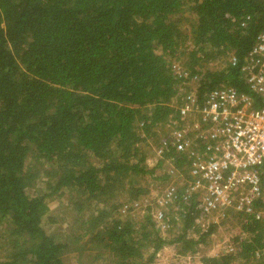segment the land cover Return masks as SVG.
<instances>
[{
    "label": "trees",
    "instance_id": "obj_1",
    "mask_svg": "<svg viewBox=\"0 0 264 264\" xmlns=\"http://www.w3.org/2000/svg\"><path fill=\"white\" fill-rule=\"evenodd\" d=\"M263 24L262 0H0V264H68L73 253L86 255L82 264H154L175 243L195 253L213 225L197 224L187 181H174L162 220L151 208L141 218L121 209L145 197L142 182L156 169L146 161L160 141L158 166L191 179L189 154L171 143L170 128L181 123L195 74L199 102L231 86L264 107L243 73ZM65 192L80 218L59 238L43 222L49 199ZM230 215L244 235L237 252L202 263L264 264V222ZM175 226L170 240L161 236Z\"/></svg>",
    "mask_w": 264,
    "mask_h": 264
},
{
    "label": "built area",
    "instance_id": "obj_2",
    "mask_svg": "<svg viewBox=\"0 0 264 264\" xmlns=\"http://www.w3.org/2000/svg\"><path fill=\"white\" fill-rule=\"evenodd\" d=\"M231 63L237 64L235 57ZM243 73L250 90L264 101V24ZM199 80L195 74L179 107L181 123H173L179 130L171 131V143L190 158L191 179L180 183L187 181L188 192L197 195L201 215H216L220 221L230 213L252 215L264 222V107H256L255 97L231 86L214 88L199 102ZM165 146L167 142L160 141L155 153L159 159ZM171 167L174 174L176 168ZM155 217L162 220L163 212Z\"/></svg>",
    "mask_w": 264,
    "mask_h": 264
},
{
    "label": "rangeland",
    "instance_id": "obj_3",
    "mask_svg": "<svg viewBox=\"0 0 264 264\" xmlns=\"http://www.w3.org/2000/svg\"><path fill=\"white\" fill-rule=\"evenodd\" d=\"M189 24L190 22H185L184 28L186 30L190 27ZM176 65H179V63H176ZM179 126L174 124L172 128H170V131H172V133L174 131L177 132L179 130ZM164 134L165 133L160 132V138L163 139L164 136H166V134ZM150 140L152 142L156 139ZM150 154L151 155H149L146 161L148 165L147 169L154 167H156V169H154L153 174L146 175L144 181L142 182L143 186L147 187V190H145V197L141 199V203H136V205L138 204L137 206L134 205L136 208L134 210L128 211L122 208V216L130 213L131 216L141 218L149 211L150 208L153 212H155L156 215L158 212L168 207V205L172 204V201L167 198V192L172 190V188L173 190L176 188L174 186L176 185L174 184L176 179L182 181L180 174H178L179 172L177 170L174 174L171 173L170 170L172 167L168 166V164H162L158 166V156L153 152V150ZM30 161H32L31 158ZM166 173L171 175V177L167 180L163 179V176ZM183 179L185 180L184 177ZM39 187L41 188V184H37L35 188L31 190V193H34L35 189H38ZM70 196L71 195L69 192H65L63 196L52 198L48 201L49 211L44 219L43 226L48 233L56 234L59 238H66L67 234H70L72 230L79 224L77 219L80 217L76 211L72 209L70 204ZM224 220L226 221H220L216 215L205 216L199 213V217L197 218L196 222L203 229V231L208 230L209 227L213 225V231L210 236L206 238L205 242L199 243L197 245V250L195 253L188 251L185 254H182L178 251L179 246H181L180 243L168 244L156 254L154 264H203L201 261L202 257H219L228 253L237 252L238 245L235 243L236 238L239 240L244 237L241 232L240 220L236 217L232 218L231 215L226 217ZM5 226V223H3L0 230V259L5 257L6 254V248L4 246V242L7 240V237L4 234V229L6 228ZM175 227L178 228H174L172 230L162 228L160 231L161 236L167 240H170L173 236L172 234H176L181 231L179 226ZM189 237L197 239L198 234L192 230H189ZM68 257V264H82L83 260L86 259L85 255L84 259H80V261L82 260L80 263L76 253L70 254ZM235 264L241 263L235 261Z\"/></svg>",
    "mask_w": 264,
    "mask_h": 264
}]
</instances>
